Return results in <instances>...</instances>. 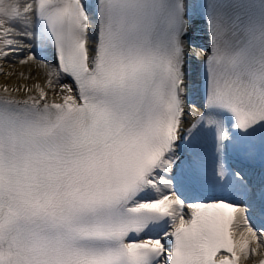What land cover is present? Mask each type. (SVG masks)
<instances>
[{"label": "snow or ice", "instance_id": "snow-or-ice-1", "mask_svg": "<svg viewBox=\"0 0 264 264\" xmlns=\"http://www.w3.org/2000/svg\"><path fill=\"white\" fill-rule=\"evenodd\" d=\"M0 74V264H264V0H0Z\"/></svg>", "mask_w": 264, "mask_h": 264}, {"label": "bare ground", "instance_id": "bare-ground-1", "mask_svg": "<svg viewBox=\"0 0 264 264\" xmlns=\"http://www.w3.org/2000/svg\"><path fill=\"white\" fill-rule=\"evenodd\" d=\"M199 42H200V40H199ZM14 70L17 71V72H19V71L22 70V67L19 66V65H17V66L15 67ZM23 70H24V71H27L28 69H27L26 66H24V67H23ZM34 71H35V70H34ZM6 81H7L8 83H10V84H15V80L8 81V78H7L5 75L0 74V85H4V84L6 83Z\"/></svg>", "mask_w": 264, "mask_h": 264}]
</instances>
